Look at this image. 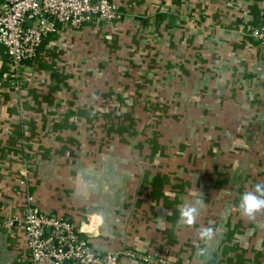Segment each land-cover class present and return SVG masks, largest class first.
<instances>
[{
	"label": "crops",
	"instance_id": "obj_1",
	"mask_svg": "<svg viewBox=\"0 0 264 264\" xmlns=\"http://www.w3.org/2000/svg\"><path fill=\"white\" fill-rule=\"evenodd\" d=\"M112 1L120 20L59 27L18 80L0 49V264L28 263L27 194L87 232L94 216L100 252L264 264V213L239 210L264 184V44L240 30L264 0ZM197 191L188 227L179 210Z\"/></svg>",
	"mask_w": 264,
	"mask_h": 264
},
{
	"label": "built area",
	"instance_id": "obj_2",
	"mask_svg": "<svg viewBox=\"0 0 264 264\" xmlns=\"http://www.w3.org/2000/svg\"><path fill=\"white\" fill-rule=\"evenodd\" d=\"M121 18L122 11L112 0H2L0 45L7 55L11 77L20 78L23 62L32 59L43 39L59 27L78 29L93 20L113 24ZM240 30L264 44V20ZM26 203L22 222L27 264H118L121 258L145 264H178L132 247L97 251L89 241L99 228L94 216L87 217V225L93 227L87 232L64 217L42 211L32 195L27 194Z\"/></svg>",
	"mask_w": 264,
	"mask_h": 264
},
{
	"label": "clouds",
	"instance_id": "obj_3",
	"mask_svg": "<svg viewBox=\"0 0 264 264\" xmlns=\"http://www.w3.org/2000/svg\"><path fill=\"white\" fill-rule=\"evenodd\" d=\"M194 199L191 202L184 203L180 206V220L188 227L195 225L201 208L203 207V197L199 191L193 193ZM239 210L241 215L248 220H254L257 214L264 213V184L257 183L254 190L244 192L240 197ZM165 221L160 220L163 227ZM216 229L213 227H201L197 231L198 241L205 244L212 241L216 236ZM206 248H199V255L205 256Z\"/></svg>",
	"mask_w": 264,
	"mask_h": 264
},
{
	"label": "trees",
	"instance_id": "obj_4",
	"mask_svg": "<svg viewBox=\"0 0 264 264\" xmlns=\"http://www.w3.org/2000/svg\"><path fill=\"white\" fill-rule=\"evenodd\" d=\"M0 49H4V47L0 45ZM4 55H5L6 58H7V55H6L5 51H4Z\"/></svg>",
	"mask_w": 264,
	"mask_h": 264
},
{
	"label": "rangeland",
	"instance_id": "obj_5",
	"mask_svg": "<svg viewBox=\"0 0 264 264\" xmlns=\"http://www.w3.org/2000/svg\"><path fill=\"white\" fill-rule=\"evenodd\" d=\"M90 241V244H91V246L93 247V245H92V240H89ZM94 248V247H93ZM95 249V248H94ZM95 250H97V249H95ZM98 251V250H97ZM101 252H104V251H101Z\"/></svg>",
	"mask_w": 264,
	"mask_h": 264
}]
</instances>
